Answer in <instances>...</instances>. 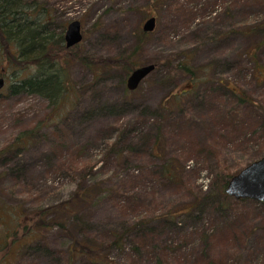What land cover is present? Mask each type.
I'll use <instances>...</instances> for the list:
<instances>
[{"label":"rangeland","instance_id":"374dc122","mask_svg":"<svg viewBox=\"0 0 264 264\" xmlns=\"http://www.w3.org/2000/svg\"><path fill=\"white\" fill-rule=\"evenodd\" d=\"M38 1L53 30L80 20L77 51L96 59L131 50L143 21L155 15L136 60L157 64L129 90L119 68L94 71L71 61L75 93L59 115L39 94L1 87L2 205L30 211L98 183L93 196L74 202V221L42 229L7 264H102L69 260L67 246L74 239L108 242L125 229L122 243L105 250L117 264H207V257L213 264H264V203L236 199L220 210L206 198L219 170L236 173L264 154L255 125L264 112V0ZM181 60L200 68L199 75L242 89L250 101L203 82L163 116L161 101L188 77L175 69ZM37 123L26 147L2 150ZM75 153L88 165L71 167ZM168 159L178 170L174 179L160 172ZM189 202L194 206L172 220L160 218Z\"/></svg>","mask_w":264,"mask_h":264},{"label":"trees","instance_id":"16d2710c","mask_svg":"<svg viewBox=\"0 0 264 264\" xmlns=\"http://www.w3.org/2000/svg\"><path fill=\"white\" fill-rule=\"evenodd\" d=\"M47 9L38 0H0V76L7 78L4 81L5 90L14 92H27L39 94L45 99H48L52 106V112H57L59 115L67 105L69 95L75 93V85L68 72L71 61H79L88 68L105 69L117 67L127 75L138 66L136 54L139 48L144 44L145 37L148 31L140 28L137 35V40L131 47V50L125 51L122 54H117L111 58H93L80 52L78 44L66 47L63 41V25L57 26L58 29L53 30L50 26L51 20L47 18ZM264 42V41H263ZM256 47L258 43H254ZM154 67L156 66L155 63ZM141 65V64H140ZM175 69H179L187 73L188 77L185 86L179 89H173L167 97L161 101L163 116L167 115L173 107L181 108V100L188 98L190 94L197 92L194 89L197 85L203 82H214L221 88L229 92L236 100L244 102L250 101L246 93L242 89H237L228 81L204 77L202 74H197L196 70L200 68L193 67L186 60L178 61ZM227 88V89H226ZM239 125L244 123L240 121ZM238 124H235V126ZM257 127H260L261 134L264 136V112L262 118L255 122ZM41 124L37 123L34 126L26 127L19 132L9 144L2 149L5 151L8 147L24 148L29 144L30 138L37 133V128ZM257 133V130L254 131ZM259 133L255 138L261 136ZM82 148L78 147L77 152L80 153ZM212 152L211 150H206ZM79 153H75V158L72 159L70 166L83 168L88 165V162L78 159ZM248 164V163H247ZM160 172L174 179L178 174L175 169L173 159H168L160 165ZM233 171L223 172V169L216 173L213 191L206 197L211 198L213 206L220 210H226L229 207L230 200H236L231 195L225 192V186ZM98 187V183L94 182L91 185H84L77 189L73 196L69 199H64L57 204L43 206L38 209L24 211L20 205H2L0 203V264H7L13 255L24 249L25 246L31 244L32 240L37 238L42 229L59 226L61 229L66 228V222L74 221L76 217V209L74 202L79 201L80 197L93 196V189ZM244 198H239L237 202ZM197 201V198H195ZM260 203H264L261 200ZM195 202H189L184 207H173L160 216L164 221L172 220L178 212H184L194 206ZM219 210V211H220ZM64 213V214H63ZM60 214H63L60 215ZM113 231L112 240L104 242L102 240L86 239L74 241L67 246L69 260L82 256L86 261L102 264H117L113 260L107 258L105 254L108 244L113 243L120 245L124 239V231ZM236 235V233H235ZM134 248H138L135 247ZM213 260V259H212ZM211 258L207 257V264H213ZM157 264H162L158 262Z\"/></svg>","mask_w":264,"mask_h":264},{"label":"water","instance_id":"95a60500","mask_svg":"<svg viewBox=\"0 0 264 264\" xmlns=\"http://www.w3.org/2000/svg\"><path fill=\"white\" fill-rule=\"evenodd\" d=\"M155 15L147 17L142 24V30L151 31L154 29ZM63 33L65 46L76 45L82 39L81 22L79 19H72L67 22ZM154 68L153 63H145L135 66L126 76L125 85L127 89L133 90L141 80ZM4 77L0 76V89L4 84ZM225 192L235 199L253 198L264 200V154L259 158L251 160L230 176L225 186Z\"/></svg>","mask_w":264,"mask_h":264},{"label":"flooded vegetation","instance_id":"af4514ba","mask_svg":"<svg viewBox=\"0 0 264 264\" xmlns=\"http://www.w3.org/2000/svg\"><path fill=\"white\" fill-rule=\"evenodd\" d=\"M124 83H125V81H124Z\"/></svg>","mask_w":264,"mask_h":264}]
</instances>
